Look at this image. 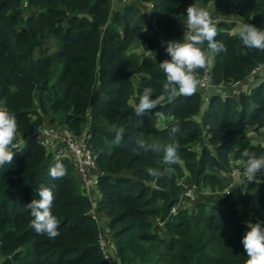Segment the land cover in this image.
<instances>
[{
	"label": "trees",
	"instance_id": "obj_1",
	"mask_svg": "<svg viewBox=\"0 0 264 264\" xmlns=\"http://www.w3.org/2000/svg\"><path fill=\"white\" fill-rule=\"evenodd\" d=\"M139 1L151 10L136 1L111 12L108 0H0V108L18 124L13 160L0 167V264H109L70 160L52 157L53 145L34 142L41 127L84 138L101 173L94 211L107 219L114 264H245L243 235L264 221V176L189 204L183 185L219 191L229 160L242 162L246 149L264 154V144L245 136L246 129L264 131V52L245 49L232 33L236 22L264 30V0ZM190 5H209L222 19L216 40L227 51L211 59L210 85L249 84L251 71L261 68L251 75L255 84L237 96L211 95L206 103L198 90L165 99L140 126L133 104L145 88L153 90L152 99L161 95L166 81L158 64L170 59L168 41L186 42L180 19ZM138 47L157 57L140 59ZM174 126L180 129L178 163H162V152L134 150L137 140L169 143ZM120 128L124 138L115 144ZM57 162L67 174L53 179L49 170ZM149 168L164 175L154 178ZM41 184L51 190V212L60 222L54 239L34 231L25 207L39 198Z\"/></svg>",
	"mask_w": 264,
	"mask_h": 264
},
{
	"label": "clouds",
	"instance_id": "obj_2",
	"mask_svg": "<svg viewBox=\"0 0 264 264\" xmlns=\"http://www.w3.org/2000/svg\"><path fill=\"white\" fill-rule=\"evenodd\" d=\"M186 26L190 33L186 42L168 41L165 51L170 59L158 64L166 81L162 86L161 95L152 99L153 90L145 88L139 95L138 103L133 104V114L138 118L137 123L140 126L142 124L141 117L154 110L161 101L165 99L172 101L180 96H193L201 84L197 72L207 70L210 60L216 54L227 51L225 44L216 40L217 27L207 9L195 5L187 7ZM238 36L245 49L264 52V30L245 23L240 26ZM205 44L206 49L203 47ZM217 91L219 90L217 89ZM17 131L18 124L15 115L10 113L7 108H0V167L11 164L13 160ZM178 133H180V129L172 127L169 132L170 142L164 144L159 141L146 143L144 140H137L134 150L162 152V163L165 165L176 164L179 162L177 155L179 142L175 139ZM123 134L124 129H118L112 142L120 144L124 138ZM241 156L244 158L241 162L243 165L241 174L247 182H253L257 175L264 173V156L258 157L255 152H250L247 149L241 153ZM146 171L157 179L164 175V172L159 169L149 168ZM66 174V169L60 162H57L49 170V175L53 179L63 178ZM37 195L38 199H32L25 206L30 210L31 227L38 235L54 239L60 235L58 230L60 222L51 212L53 194L49 188L41 184ZM241 244L247 254L245 264H264V221L258 220L256 223L248 225Z\"/></svg>",
	"mask_w": 264,
	"mask_h": 264
},
{
	"label": "rangeland",
	"instance_id": "obj_3",
	"mask_svg": "<svg viewBox=\"0 0 264 264\" xmlns=\"http://www.w3.org/2000/svg\"><path fill=\"white\" fill-rule=\"evenodd\" d=\"M125 2H126V4H129V3L131 4L132 2H135L134 4L136 6L139 5L143 9H144V6L146 5V3H142L139 0H125ZM125 2L118 1L114 5H111L109 3L111 12L116 11L119 8V6L123 5ZM206 9L209 11L212 19H218V18L221 19V17L213 15V12H212L211 7L209 5H207ZM145 10H147V11L149 10L150 11L151 9L146 7ZM149 15L152 16V13H149ZM180 20L183 23V29H185L184 32H183V35H185V37H187L190 33H189V30L187 29V26H186V16H182ZM153 21H154V18H151V22H153ZM233 21L234 20H232L231 22H233ZM240 24L242 25L243 23L236 22L234 29H232V33H234L235 35L238 34V33H236L234 30H235L237 25H239V28H240V26H241ZM136 49H137L136 53L138 54L139 58L142 59V60L152 61L154 58L157 57V55L155 53H151V52H149L148 50H146L144 48L138 47ZM210 62H211V60H210ZM210 62H209V66L211 64ZM209 66H208L207 69H209ZM251 75H253V74H250V78H253L254 81H251L249 84H240V85H238L235 88V90L237 92H240L242 89L245 91V88H246L247 85H248V87H251V86H253L255 84V81H256L255 78L256 77H255V75L254 76H251ZM197 77L199 79L200 75H197ZM217 89L219 91H217ZM197 90L201 92V99H202L203 103H206L208 101V100L206 102L203 101V99L206 98V96L215 95V96L220 98L221 96H220V94H218V93H221L220 90L225 91L228 94H230L231 91H232V89H230V88H224L223 86L215 87L214 85H210V84L205 86L204 89H201L200 87H198ZM213 92L215 94H213ZM153 120L155 121V124H158L160 122V117L157 116V117H155V119L153 118ZM245 136L254 145L255 144H257V145H263L264 144V131H262V130H260L258 132H253V131H250V130L246 129ZM200 144H202L201 141L195 146V149H198ZM263 156H264V154H263ZM229 161H230L229 162L230 163V167H229L230 170L226 171V172H223L221 177H219L221 179L222 183H223L221 190H219V191L215 190L213 192H207L205 190V188H202L200 185H198V186H195L193 184H185V185H183V197L188 200V202H187L188 204L189 203H194L197 199H211V200H215V199L218 198V196L229 194V192L231 191L232 188H234V187L238 186L239 184H241L242 182L246 181V178H244L242 176V174H241L242 168H243L242 163L240 161H237V162H235L233 164L231 162V160H229ZM263 176H264V173H261L260 175H257L256 180H254V181H257V179H259L260 177H263ZM224 189L227 190L226 194L223 193ZM214 202L215 201H213V203ZM171 212H174V209H172ZM89 215L93 218V221L95 222L96 229H97V235H99V237L103 241L102 248H100L97 245V243H96L98 249L101 252V255H102L103 259L105 261H107L109 264H114V262H113L114 245H113V243H112V241L110 239V234L105 229V225H106V220L107 219H105L101 215H98L94 211V209L90 210ZM158 225L161 226L160 223H158ZM96 240H97V237H96Z\"/></svg>",
	"mask_w": 264,
	"mask_h": 264
},
{
	"label": "built area",
	"instance_id": "obj_4",
	"mask_svg": "<svg viewBox=\"0 0 264 264\" xmlns=\"http://www.w3.org/2000/svg\"><path fill=\"white\" fill-rule=\"evenodd\" d=\"M108 1L111 5L116 4L118 1L125 2V0H108ZM145 6L148 7L149 9L152 8V4L150 3H146ZM212 20L215 24H218L222 21V19L220 18L212 19ZM260 69L261 68H257V70L254 69L253 71H251V74H254ZM208 71L209 69L204 70L203 73L199 77L201 81V84L199 85V87L201 89H204L205 86L210 84ZM238 85H240V83L235 82L231 86L228 87L232 89L230 94H228L225 91L220 90L221 93H218L221 96L220 98L224 99L228 96H237L239 93H244L243 89L240 92H237L235 90V88ZM217 86H220V85H217ZM213 94L215 93L213 92ZM208 98L209 96H206V98H204L203 101L206 102ZM34 142L41 147H47L49 145H53V149L49 150L50 151L49 154L52 157L54 158L62 157V158H68L70 160V164L73 167L74 174L77 177V180L79 181V186L83 194L89 201L91 210H93L95 204H92L90 202V197H91V193H96L97 178L98 176L101 175V173H99L95 168V164L93 161L94 159L89 149L86 147L84 138L82 136H75L66 129L53 128V127H41L37 130L35 134ZM223 193L226 194L227 190L224 189ZM96 243L100 248H102L103 241L99 237V235H97Z\"/></svg>",
	"mask_w": 264,
	"mask_h": 264
},
{
	"label": "crops",
	"instance_id": "obj_5",
	"mask_svg": "<svg viewBox=\"0 0 264 264\" xmlns=\"http://www.w3.org/2000/svg\"><path fill=\"white\" fill-rule=\"evenodd\" d=\"M235 30H239V25L236 26ZM76 179H77V177H76ZM97 199H98V197H97L96 193H91L90 202L92 204H95Z\"/></svg>",
	"mask_w": 264,
	"mask_h": 264
}]
</instances>
